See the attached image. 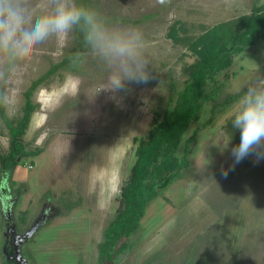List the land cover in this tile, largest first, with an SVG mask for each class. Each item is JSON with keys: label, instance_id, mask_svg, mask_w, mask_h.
<instances>
[{"label": "rangeland", "instance_id": "obj_1", "mask_svg": "<svg viewBox=\"0 0 264 264\" xmlns=\"http://www.w3.org/2000/svg\"><path fill=\"white\" fill-rule=\"evenodd\" d=\"M256 1L170 0L164 5L157 0L90 1L88 7L110 27L141 33L153 78L131 84L116 96L96 94L108 71L86 48L73 67L59 71L34 92L38 107L23 143L29 151H42L16 169L8 200L0 189V218L10 206L13 218L29 230L48 215L30 242L38 257L54 264H99L98 245L119 206L138 143L168 106L171 88L183 89L182 69L195 59L168 36L169 28L182 22L197 35L250 13ZM73 43L74 33L63 47L54 41L38 47L5 106L9 118L23 115V93L60 62ZM261 68L264 41L235 57L221 76L226 82L223 96L244 90ZM69 76L79 82L75 94ZM234 106L207 127L211 106H204L178 151L182 157L186 138L199 129L188 169L151 203L131 238L132 249L119 264H264V159L253 154L235 162L231 149L239 144L240 133L231 126ZM9 138L0 119V152L8 150ZM117 185L118 194L108 199Z\"/></svg>", "mask_w": 264, "mask_h": 264}, {"label": "trees", "instance_id": "obj_2", "mask_svg": "<svg viewBox=\"0 0 264 264\" xmlns=\"http://www.w3.org/2000/svg\"><path fill=\"white\" fill-rule=\"evenodd\" d=\"M90 1L79 0L87 7ZM168 36L176 44L185 46L195 59L182 69L186 77L183 89L171 88L168 106L154 118L146 137L138 143L136 160L121 187L119 206L98 245L99 264H119L120 257L132 249L131 238L141 228L151 203L183 178L190 165L189 157L192 145L197 142L199 129L186 138L182 157H179L178 151L191 125L200 119L204 106L207 103L211 106L209 119L204 123L207 127L226 113L243 92L224 97L226 82L221 76L231 68L235 57L264 41V1H256L250 13L206 28L197 35L191 33L184 23L176 22L169 28ZM86 48L81 34L74 32V43L67 55L51 65L23 93L24 107L20 118H9L5 106L0 105V119L10 137L8 150L0 152V189L4 191L5 200L12 196L9 184L16 169L25 165L26 158L38 156L42 151H29L23 143L31 116L38 107L32 100L34 92L59 71L73 67L72 62ZM259 73L264 74V68ZM73 207L66 204L68 210Z\"/></svg>", "mask_w": 264, "mask_h": 264}, {"label": "clouds", "instance_id": "obj_3", "mask_svg": "<svg viewBox=\"0 0 264 264\" xmlns=\"http://www.w3.org/2000/svg\"><path fill=\"white\" fill-rule=\"evenodd\" d=\"M157 3L164 5L170 0ZM76 31L108 71L96 94L104 91L116 96L131 84H146L153 78L141 33L110 27L97 11L79 0H0V105L7 106L40 45L54 41L63 47ZM68 79L74 81L71 94H75L79 82L76 77ZM234 107L231 126L240 133L239 144L231 149L235 162L253 154L257 160L264 159V74L258 72L249 79ZM118 192L119 186H114L108 199ZM98 205L105 206L100 201Z\"/></svg>", "mask_w": 264, "mask_h": 264}, {"label": "flooded vegetation", "instance_id": "obj_4", "mask_svg": "<svg viewBox=\"0 0 264 264\" xmlns=\"http://www.w3.org/2000/svg\"><path fill=\"white\" fill-rule=\"evenodd\" d=\"M48 218L47 214H43L34 226L26 230L21 226L22 223H18L13 218L9 206L0 218V264H54L38 257L30 247L36 231L45 224Z\"/></svg>", "mask_w": 264, "mask_h": 264}, {"label": "snow or ice", "instance_id": "obj_5", "mask_svg": "<svg viewBox=\"0 0 264 264\" xmlns=\"http://www.w3.org/2000/svg\"><path fill=\"white\" fill-rule=\"evenodd\" d=\"M41 95H42V96H44V94H43V93H42Z\"/></svg>", "mask_w": 264, "mask_h": 264}]
</instances>
